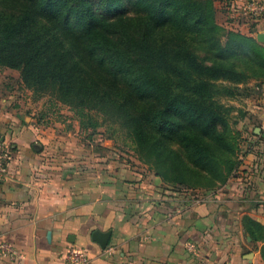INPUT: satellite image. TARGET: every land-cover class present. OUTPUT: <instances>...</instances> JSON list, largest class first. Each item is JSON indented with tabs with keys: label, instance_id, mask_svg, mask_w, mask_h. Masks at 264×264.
<instances>
[{
	"label": "trees",
	"instance_id": "16d2710c",
	"mask_svg": "<svg viewBox=\"0 0 264 264\" xmlns=\"http://www.w3.org/2000/svg\"><path fill=\"white\" fill-rule=\"evenodd\" d=\"M214 1L0 0V68L83 129L115 119L163 182L223 187L239 162L220 99L259 93L264 44L218 25Z\"/></svg>",
	"mask_w": 264,
	"mask_h": 264
},
{
	"label": "crops",
	"instance_id": "0c3cea01",
	"mask_svg": "<svg viewBox=\"0 0 264 264\" xmlns=\"http://www.w3.org/2000/svg\"><path fill=\"white\" fill-rule=\"evenodd\" d=\"M248 1L215 0L217 24L264 34V18L242 14ZM7 73L15 75L0 70ZM1 88L0 142L10 157L0 183V242L19 251L21 264H64L69 248L83 250L87 264H263L262 242L247 228H264V93L251 96L239 127L245 141L236 173L225 190L196 202L194 193L168 190L159 177L114 161L110 146L75 119L41 125L29 99L15 102ZM95 231L110 233L104 249Z\"/></svg>",
	"mask_w": 264,
	"mask_h": 264
},
{
	"label": "rangeland",
	"instance_id": "374dc122",
	"mask_svg": "<svg viewBox=\"0 0 264 264\" xmlns=\"http://www.w3.org/2000/svg\"><path fill=\"white\" fill-rule=\"evenodd\" d=\"M225 29V28H224ZM4 68H0L2 70ZM10 70V69H7ZM14 71V70H12ZM15 75L11 73L1 74L0 79H3L1 92L5 91L10 93L14 101H23L29 99L36 107L37 113H35V118L37 121L42 123L41 125L53 126L55 123L68 124L69 119H75L70 108L66 105L60 104L54 96L50 93L48 94H35L33 91L23 87L19 80V73L14 71ZM259 82H261V87ZM249 86L256 90L260 89V93H264V78L258 77V80L250 81ZM258 86V87H257ZM251 96H235L232 98H221L220 102L226 107V119L228 127V141L233 144L236 148V159L241 154L244 149L245 139L241 138V131H239L240 125L245 122L248 117L249 108L251 104ZM255 97V96H254ZM89 117L93 120V133L96 134L98 139V145L108 144L109 153L114 158V161L121 162L122 164L130 167L131 171L139 172L145 176H155V167L149 163L153 157H148L144 153H140L137 150L135 140L128 132L126 127H122L119 122L115 119H108L103 113L90 111L87 112ZM55 126V125H54ZM112 150V151H111ZM230 180V179H229ZM228 180V181H229ZM163 182V181H162ZM227 184V183H226ZM163 185L167 186L168 190H176L177 192H186L188 194H193L196 202H203L206 199L203 198L206 194H211L219 190H225L222 185H217L214 189L202 190L199 188H189L186 189L184 186L171 185L163 182ZM198 194V195H196ZM255 232L256 237L260 242L264 241V233L261 230L255 229L249 223L248 228ZM263 263V262H262Z\"/></svg>",
	"mask_w": 264,
	"mask_h": 264
},
{
	"label": "built area",
	"instance_id": "2783aa9c",
	"mask_svg": "<svg viewBox=\"0 0 264 264\" xmlns=\"http://www.w3.org/2000/svg\"><path fill=\"white\" fill-rule=\"evenodd\" d=\"M242 14L252 20L264 18V0H250L245 3ZM10 153L6 145L0 142V183L4 181L7 173ZM191 249V247H188ZM0 258L13 264H21L23 258L19 251L11 244L0 242ZM86 253L79 248H69L64 257V264H87Z\"/></svg>",
	"mask_w": 264,
	"mask_h": 264
},
{
	"label": "water",
	"instance_id": "95a60500",
	"mask_svg": "<svg viewBox=\"0 0 264 264\" xmlns=\"http://www.w3.org/2000/svg\"><path fill=\"white\" fill-rule=\"evenodd\" d=\"M256 40L259 43H264V34L263 33L258 34L256 36ZM109 237H110L109 232L104 233L100 231H95L92 233L93 241H95L103 249L107 246ZM248 240H250V238H248Z\"/></svg>",
	"mask_w": 264,
	"mask_h": 264
}]
</instances>
